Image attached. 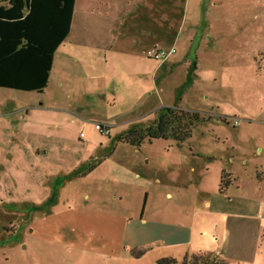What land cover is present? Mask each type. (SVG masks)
<instances>
[{
	"label": "rangeland",
	"instance_id": "obj_1",
	"mask_svg": "<svg viewBox=\"0 0 264 264\" xmlns=\"http://www.w3.org/2000/svg\"><path fill=\"white\" fill-rule=\"evenodd\" d=\"M137 2V47L61 45L41 92L0 87V264H264V0ZM165 106L197 113L184 142L119 140Z\"/></svg>",
	"mask_w": 264,
	"mask_h": 264
},
{
	"label": "trees",
	"instance_id": "obj_2",
	"mask_svg": "<svg viewBox=\"0 0 264 264\" xmlns=\"http://www.w3.org/2000/svg\"><path fill=\"white\" fill-rule=\"evenodd\" d=\"M74 0H0V87L24 91H39L47 85L54 51L70 27ZM197 113L165 106L145 127L122 133L120 141L140 146L147 139L172 138L182 143L191 136ZM235 180L222 170L219 191L223 192ZM193 254L184 264H226L217 257L200 262ZM163 263L172 262L165 258Z\"/></svg>",
	"mask_w": 264,
	"mask_h": 264
},
{
	"label": "crops",
	"instance_id": "obj_3",
	"mask_svg": "<svg viewBox=\"0 0 264 264\" xmlns=\"http://www.w3.org/2000/svg\"><path fill=\"white\" fill-rule=\"evenodd\" d=\"M137 1L138 0H74L70 27L67 35L54 51L49 76L52 72L56 56L55 53L61 45L66 46L68 50L69 48H77V53L83 52L87 48L95 49L98 50V52L102 51L103 57H106V49L110 50L114 48L118 50L123 46H127L130 49H132V47H137L136 41L139 38L138 36L133 35L132 28L128 27L127 22V18L130 19L134 10L137 8ZM138 31L139 33H143V30L141 29ZM150 33H152L150 35L151 38L159 37L161 34V32L155 33L154 27H152ZM77 59L78 58L75 57V61H77ZM105 61L108 62V60ZM162 63L163 62H161V64ZM83 78L88 79V74L85 73ZM136 102L137 99H135V103ZM7 113H12V111ZM124 132L126 131L121 132L120 135ZM37 153H40L39 149L37 150ZM222 170L224 169H221V171ZM227 172L235 178V180L229 185L231 186L236 182V173L233 170H228ZM219 173L221 174V172ZM217 187L219 191V181ZM205 205L206 204H204V207ZM201 211L208 213L217 212L216 210H207L205 208Z\"/></svg>",
	"mask_w": 264,
	"mask_h": 264
},
{
	"label": "built area",
	"instance_id": "obj_4",
	"mask_svg": "<svg viewBox=\"0 0 264 264\" xmlns=\"http://www.w3.org/2000/svg\"><path fill=\"white\" fill-rule=\"evenodd\" d=\"M174 53V49L171 48L169 50H164L160 48L158 45H154L153 47L146 50V55L152 57L154 59H160L161 62L166 61V59ZM96 128L100 131V133L107 134L109 132V128L106 125L96 124ZM260 216L264 218V207L260 211Z\"/></svg>",
	"mask_w": 264,
	"mask_h": 264
}]
</instances>
